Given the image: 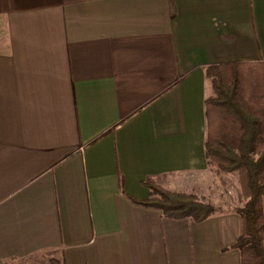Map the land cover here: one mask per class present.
I'll return each mask as SVG.
<instances>
[{
	"label": "crops",
	"instance_id": "1",
	"mask_svg": "<svg viewBox=\"0 0 264 264\" xmlns=\"http://www.w3.org/2000/svg\"><path fill=\"white\" fill-rule=\"evenodd\" d=\"M228 62H264V0H0V264H240L234 208L130 200H228L204 150Z\"/></svg>",
	"mask_w": 264,
	"mask_h": 264
},
{
	"label": "trees",
	"instance_id": "2",
	"mask_svg": "<svg viewBox=\"0 0 264 264\" xmlns=\"http://www.w3.org/2000/svg\"><path fill=\"white\" fill-rule=\"evenodd\" d=\"M264 62H228L205 68L213 96L205 100L207 120L204 150L207 159L222 172L237 171L241 190L246 197L235 209L241 218V234L234 244L240 264H264V95L248 96L243 76ZM142 185L151 196L145 200L130 198L145 207L159 209L170 219H192L201 222L216 208L182 192H173L146 178ZM50 264H65L51 259Z\"/></svg>",
	"mask_w": 264,
	"mask_h": 264
},
{
	"label": "rangeland",
	"instance_id": "3",
	"mask_svg": "<svg viewBox=\"0 0 264 264\" xmlns=\"http://www.w3.org/2000/svg\"><path fill=\"white\" fill-rule=\"evenodd\" d=\"M255 68V71L251 70L243 76V84L245 87L246 94L248 96L256 97L264 95V71H261L262 69L259 67ZM208 162L215 167L216 171L221 174V176H223L224 194L228 197V200H226L225 203L219 206H214L209 202L207 203L214 206L217 212H222L224 210H232L233 208L235 211V209L238 208L236 206H238L239 204H241L239 207L243 206L247 199L241 190L238 172H222L217 169L214 163H211L209 160Z\"/></svg>",
	"mask_w": 264,
	"mask_h": 264
}]
</instances>
